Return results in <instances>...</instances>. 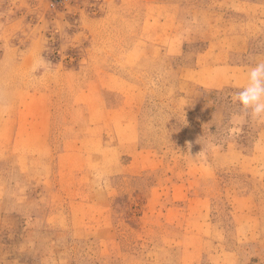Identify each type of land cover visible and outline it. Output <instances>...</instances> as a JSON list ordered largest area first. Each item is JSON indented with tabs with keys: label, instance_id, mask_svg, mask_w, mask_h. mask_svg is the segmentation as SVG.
<instances>
[{
	"label": "rangeland",
	"instance_id": "rangeland-1",
	"mask_svg": "<svg viewBox=\"0 0 264 264\" xmlns=\"http://www.w3.org/2000/svg\"><path fill=\"white\" fill-rule=\"evenodd\" d=\"M258 61L264 0H0V264H264Z\"/></svg>",
	"mask_w": 264,
	"mask_h": 264
},
{
	"label": "clouds",
	"instance_id": "clouds-1",
	"mask_svg": "<svg viewBox=\"0 0 264 264\" xmlns=\"http://www.w3.org/2000/svg\"><path fill=\"white\" fill-rule=\"evenodd\" d=\"M31 72L39 80L46 74H54L55 68L40 55L34 60ZM37 72L41 73L39 77L34 75ZM232 99L239 105V111L233 114L234 127L230 131H241L249 119L264 123V61H258L248 68L245 85L233 94ZM117 162V160L112 161V163ZM93 178L99 190L109 186L110 181L102 170H95Z\"/></svg>",
	"mask_w": 264,
	"mask_h": 264
},
{
	"label": "crops",
	"instance_id": "crops-1",
	"mask_svg": "<svg viewBox=\"0 0 264 264\" xmlns=\"http://www.w3.org/2000/svg\"><path fill=\"white\" fill-rule=\"evenodd\" d=\"M236 1H238V0H236Z\"/></svg>",
	"mask_w": 264,
	"mask_h": 264
}]
</instances>
